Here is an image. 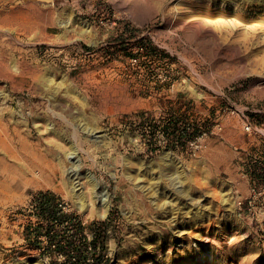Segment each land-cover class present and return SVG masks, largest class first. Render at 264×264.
Here are the masks:
<instances>
[{
	"label": "rangeland",
	"instance_id": "rangeland-1",
	"mask_svg": "<svg viewBox=\"0 0 264 264\" xmlns=\"http://www.w3.org/2000/svg\"><path fill=\"white\" fill-rule=\"evenodd\" d=\"M0 12V62L19 66L0 69V264H53L26 238L40 191L87 226L109 221L110 264H264V210L238 207L264 186V0ZM174 124L208 133L207 148L175 143Z\"/></svg>",
	"mask_w": 264,
	"mask_h": 264
},
{
	"label": "trees",
	"instance_id": "trees-1",
	"mask_svg": "<svg viewBox=\"0 0 264 264\" xmlns=\"http://www.w3.org/2000/svg\"><path fill=\"white\" fill-rule=\"evenodd\" d=\"M144 51H152L148 45ZM136 57V56H135ZM137 58V57H136ZM188 124L165 126L175 143L184 146L186 142L201 135V131H191ZM253 173L264 181V161L253 164ZM34 225L27 230L26 238L46 253L53 264H98L106 249V229L109 221L84 224L79 215L69 212L65 202L51 191L36 193L33 200ZM87 232H93L89 239ZM63 260H60V258Z\"/></svg>",
	"mask_w": 264,
	"mask_h": 264
},
{
	"label": "built area",
	"instance_id": "built-area-1",
	"mask_svg": "<svg viewBox=\"0 0 264 264\" xmlns=\"http://www.w3.org/2000/svg\"><path fill=\"white\" fill-rule=\"evenodd\" d=\"M134 60H137V58H135ZM245 129L247 131H252L253 126L251 124H247L245 126ZM206 136H208V133H203L202 135L190 140L188 144L197 149H205L207 148L204 140ZM250 191L251 196L248 198V201L246 203L242 200H238L240 214H247L248 216H258V213L264 210V186L258 185V183L254 180L251 184ZM84 224H86V222H84ZM87 234L89 239H91L93 232H87ZM60 260H63V258L61 257ZM98 264H110L108 255L104 254L103 258Z\"/></svg>",
	"mask_w": 264,
	"mask_h": 264
},
{
	"label": "bare ground",
	"instance_id": "bare-ground-1",
	"mask_svg": "<svg viewBox=\"0 0 264 264\" xmlns=\"http://www.w3.org/2000/svg\"><path fill=\"white\" fill-rule=\"evenodd\" d=\"M40 12H42V11H40ZM43 13H44V12H43ZM43 13H42V16L44 15ZM0 14H1V12H0ZM20 14H21V13H20ZM24 14H25V13H24ZM24 14H23V15H24ZM18 15H19V14H18ZM21 15H22V14H21ZM26 15H27V14H26ZM48 15H49V14H47V16H48ZM16 16H17V14H16ZM33 16H34V15H33ZM50 16H51V15H49V17H50ZM28 17H29V16H28ZM28 17H27V18H28ZM38 17H41V16H38ZM43 17H44V16H43ZM19 18H20V17H19ZM24 18H26V17H24ZM41 18H42V17H41ZM31 19H32V18H31ZM35 19H36V18H35ZM35 19H34V20H35ZM49 19H50V18H49ZM27 20H28V19H27ZM27 20H26V21H27ZM40 20H41V19H40ZM40 20H39V21H40ZM45 20H46V19H45ZM24 21H25V20H24ZM26 21H25V23H26ZM29 21H30V20H29ZM31 21H32V20H31ZM42 21H43V20H42ZM32 22H33V21H32ZM32 22H31V23H32ZM34 22L36 23L37 21H34ZM46 22H47V21H46ZM22 23H23V22H22ZM31 23H30V24H31ZM41 23H42V22H41ZM44 23H45V22H44ZM47 23H48V22H47ZM11 24H12V23H11ZM37 24H38V23H37ZM39 24H40V23H39ZM8 25H9V24H8ZM15 25H16V24H15ZM15 25H14V26H15ZM23 25H24V24H23ZM32 25H33V24H32ZM45 25H46V24H44V26H45ZM16 26H17V25H16ZM27 26H28V25H26V27H27ZM24 27H25V26H24ZM26 27H25V28H26ZM19 28H20V27H19ZM25 28H24V29H25ZM30 28H31V27H30ZM26 29L29 30V28H26ZM31 29H32V28H31ZM33 29H35V28H33ZM250 29H251V28H250ZM253 30H254V29H253ZM10 31H11V30H10ZM26 31H27V30H26ZM27 34H28V33H27ZM243 38H244V37H243ZM247 38H248V37H247ZM249 38H250V37H249ZM251 38H252V36H251ZM239 40H240V39H239ZM244 41H245V40H244ZM242 42H243V41H242ZM250 42H251V41H250ZM256 42H257V41H256ZM258 44H259V43H258ZM234 45H235V44H234ZM236 45H237V44H236ZM247 46H248V45H247ZM250 46H251V45H250ZM233 47H234V46H233ZM244 47H245V45H244ZM249 48H250V47H249ZM235 49H236V48H235ZM244 50H245V48H244ZM236 51H237V50H236ZM239 51H240V50H239ZM257 51H258V50H257ZM262 51H263V50H262ZM3 54H4V53H3ZM246 54H247V53H246ZM247 55H249V54H247ZM259 55H260V54H259ZM4 56H5V55H4ZM244 56H245V55H244ZM256 56H257V55H256ZM7 57H8V56H7ZM9 57H10V56H9ZM248 57H249V56H248ZM244 58H245V57H244ZM7 59H9V58H7ZM250 59H251V58H250ZM15 60H16V58H15ZM263 60H264V59H263ZM25 61H26V60H25ZM246 61H247V60H246ZM251 61H252V59H251ZM23 62H24V61H23ZM252 62H253V61H252ZM249 63H250V62H249ZM256 64H257V63H256ZM263 65H264V64H263ZM16 66H17V65H16ZM16 66H15V68L13 69L14 65H13V67H9V64H8L7 62H5V61H1V62H0V69L4 70V71H6V72H10L9 68H10V69L12 68L13 71H16V70L18 69V67H19V66H18V67H16ZM248 66H249V65H248ZM257 67H258V66H257ZM22 68H23V67H22ZM27 68H28V67H27ZM261 68H262V67H261ZM32 69H33V68H32ZM2 70H1V71H2ZM20 70H21V68H20ZM11 71H12V70H11ZM16 72H17V71H16ZM16 72H15V74L17 75ZM25 72H26V71H25ZM31 72H32V70H31ZM0 73H1V72H0ZM4 73H5V72H4ZM1 74H2V73H1ZM11 74H12V73H11ZM36 74H37V73H36ZM9 75H10V74H9ZM12 75H14V74H12ZM34 75H35V74H34ZM34 75H31V76H34ZM10 76H11V75H10ZM0 78H1V77H0ZM10 78H11V77H10ZM35 78H36V77H35ZM8 79H9V78H8ZM36 81H37V80H36ZM36 84H37V83H36ZM34 87H35V85H34ZM0 108H1V107H0ZM2 110H3V109H2ZM14 112H15V111H14ZM2 115H3V114H2ZM13 116H14V115H13ZM8 117H9V116H8ZM15 117H16V116H15ZM5 120H6V119H5ZM2 121H3V120H2ZM2 121H1V119H0V122H2ZM6 123H7V121H6ZM0 124H1V123H0ZM2 125H3V123H2ZM2 125H1V126H2ZM5 125H6V124H5ZM18 125H19V124H18ZM1 126H0V135H2V131H3V130H2L3 128H1ZM4 127H5V126H4ZM17 127H18V126H17ZM14 128H15V127H14ZM87 129H88V128H87ZM85 130H86V129H85ZM91 131H92V130H91ZM3 132H4V131H3ZM92 133H93V131H92ZM76 173H77V172H73V176H74V177L76 176ZM75 179H78V182H80V178H79L78 175L75 177ZM74 184H75V183H74ZM77 184H78V183H77ZM79 185H80V183H79ZM77 187H78V186H77ZM103 191H104V190H101V191L98 192V194L101 196L100 199H103V194H104ZM98 194H97V195H98Z\"/></svg>",
	"mask_w": 264,
	"mask_h": 264
}]
</instances>
